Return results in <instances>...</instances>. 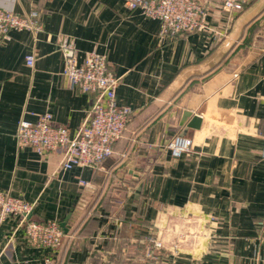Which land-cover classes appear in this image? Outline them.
Returning <instances> with one entry per match:
<instances>
[{"label":"crops","instance_id":"crops-1","mask_svg":"<svg viewBox=\"0 0 264 264\" xmlns=\"http://www.w3.org/2000/svg\"><path fill=\"white\" fill-rule=\"evenodd\" d=\"M203 2L205 28L162 39L160 22L126 0H0L21 15L37 11L43 24L0 41V190L34 204L33 221L66 224L60 246L43 249L10 217L0 225V264H264V0L237 13ZM60 36L80 62L89 52L106 56L121 79L116 102L133 110L97 169L65 171L62 150L40 156L17 144L20 120L47 113L74 137L97 99L71 88ZM254 50L261 53L241 73L203 93ZM195 116L199 128L189 127ZM184 132L193 149L175 160L168 145ZM151 233L165 245L157 262L140 248Z\"/></svg>","mask_w":264,"mask_h":264},{"label":"built area","instance_id":"built-area-1","mask_svg":"<svg viewBox=\"0 0 264 264\" xmlns=\"http://www.w3.org/2000/svg\"><path fill=\"white\" fill-rule=\"evenodd\" d=\"M222 10L228 13L243 11L255 0H214ZM132 12L158 20L161 24L160 37L174 39L179 36L195 33L206 27L209 17L208 6L203 0H126ZM43 30L40 14L37 11L28 15L15 13L12 9L0 5V41L8 40L12 31ZM59 49L64 57L63 74L69 80L72 89L84 94H97V99L89 112L83 127L74 136L66 127L56 126L49 113L36 116L35 121L23 118L20 120L16 134L20 149L32 148L40 156L49 152L63 151L61 167L65 171L74 168H100L103 163L115 154L116 144L122 140L133 115L132 108L119 106L116 102V89L121 81L111 71L105 55L89 52L80 62L79 52L66 36L58 38ZM27 65L33 67L35 57L26 58ZM172 157L181 159L192 152L193 140L185 136L175 137L168 145ZM81 185L90 183L81 181ZM34 204L20 197L0 190V225L10 217L18 219V227L24 230L28 242L38 248L56 249L65 237L64 229L58 221L36 222L31 219ZM182 236L177 239L169 252L177 257ZM165 245L154 233L148 237L145 247V258L157 262ZM46 264H53L48 260Z\"/></svg>","mask_w":264,"mask_h":264},{"label":"water","instance_id":"water-1","mask_svg":"<svg viewBox=\"0 0 264 264\" xmlns=\"http://www.w3.org/2000/svg\"><path fill=\"white\" fill-rule=\"evenodd\" d=\"M261 53V51L259 50H254L252 56H249V58L244 62V64L236 71L235 74H222L219 75L215 78H213L212 80L208 81L205 85H204V89H203V93L211 96L218 88L222 87L224 85L225 82H227L229 79H233L235 77V75H238L239 73H241L247 66H249L257 57V55ZM185 117H192V113L191 112H185ZM201 118L200 117H194L192 119V122L190 124L189 127H193V128H199L201 125ZM181 136H186V132H184ZM62 228H66V224L62 225Z\"/></svg>","mask_w":264,"mask_h":264},{"label":"trees","instance_id":"trees-1","mask_svg":"<svg viewBox=\"0 0 264 264\" xmlns=\"http://www.w3.org/2000/svg\"><path fill=\"white\" fill-rule=\"evenodd\" d=\"M257 32H258V26H255V27H253V29L251 30V35L253 36V35H255ZM247 42H248V41H247ZM130 226L132 227V225H130ZM145 247H146V244L144 245V243H143V245L140 246L141 249H145Z\"/></svg>","mask_w":264,"mask_h":264}]
</instances>
